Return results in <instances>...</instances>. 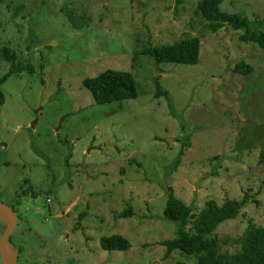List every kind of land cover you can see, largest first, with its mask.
<instances>
[{
	"label": "rangeland",
	"instance_id": "374dc122",
	"mask_svg": "<svg viewBox=\"0 0 264 264\" xmlns=\"http://www.w3.org/2000/svg\"><path fill=\"white\" fill-rule=\"evenodd\" d=\"M197 1L0 3V77L11 66L1 54L7 45L34 65L2 85L0 106V202L12 204L29 186L37 192L17 209L21 264H194L197 254L165 257L161 242L177 236L164 215L171 193L196 212L209 200L247 197L221 237L264 226V48L242 42V29L212 33ZM221 8L264 31V0ZM69 12L90 26L72 27ZM190 36L201 38L197 64L136 53ZM241 61L253 71L235 72ZM107 69L131 71L138 95L96 103L83 80ZM157 79L170 99L156 96ZM113 234L131 248L104 250L100 239Z\"/></svg>",
	"mask_w": 264,
	"mask_h": 264
},
{
	"label": "trees",
	"instance_id": "16d2710c",
	"mask_svg": "<svg viewBox=\"0 0 264 264\" xmlns=\"http://www.w3.org/2000/svg\"><path fill=\"white\" fill-rule=\"evenodd\" d=\"M5 0H0V3ZM224 0H198L196 13L206 22L212 33H217L221 28L228 25L236 30H244L239 39L246 43H255L264 48V31H252L250 20L241 13L229 12L221 8ZM66 17L76 29L89 27L88 19L83 15L67 13ZM201 38L190 36L176 40L165 45H149L139 48L136 53L150 54L156 63H184L197 64L199 62ZM1 54L6 61L11 63L10 69L0 77V106L5 104V94L2 85L12 74L20 73L26 69L34 70L28 60L20 58L17 51L8 45L1 49ZM234 71L248 74L253 71L252 65L241 61L234 66ZM83 85L91 92L96 103L104 104L113 101L131 99L138 95L134 75L131 71L107 69L94 77H87ZM156 96H166L170 99L169 92L163 90L157 79ZM261 159H264V150L261 151ZM36 196L37 192L32 186L20 193L16 198L15 207L21 203L25 195ZM248 198L241 200L228 199L222 204L215 200H209L198 212L187 205L183 200L171 193L165 207V217L177 223V236L174 239L164 240L167 247L165 257L173 251L179 250L182 255L197 254L194 264H264V226L250 222L249 227L239 236H219L218 229L230 219H236L247 204ZM88 211L82 212L83 218ZM132 211L123 212L120 217H127ZM5 223V222H4ZM6 224V223H5ZM100 245L104 250H129L130 241L120 234L103 236ZM226 248V249H224ZM21 249H23L21 245ZM185 264V263H179Z\"/></svg>",
	"mask_w": 264,
	"mask_h": 264
},
{
	"label": "water",
	"instance_id": "95a60500",
	"mask_svg": "<svg viewBox=\"0 0 264 264\" xmlns=\"http://www.w3.org/2000/svg\"><path fill=\"white\" fill-rule=\"evenodd\" d=\"M0 220L5 222L7 226L0 239V251L2 253L3 264H18L17 255L14 252L10 239L19 220L15 211L9 205L2 202H0Z\"/></svg>",
	"mask_w": 264,
	"mask_h": 264
},
{
	"label": "flooded vegetation",
	"instance_id": "af4514ba",
	"mask_svg": "<svg viewBox=\"0 0 264 264\" xmlns=\"http://www.w3.org/2000/svg\"><path fill=\"white\" fill-rule=\"evenodd\" d=\"M3 203V202H2ZM12 203H15L16 204V199L14 200V202H12ZM14 211H15V213H16V216L18 217V220H19V222H18V224L20 223V217H19V215L17 214V209H18V207H19V205H16L15 207H13V206H11V204H8ZM4 226V227H3ZM0 227H3L4 228V230H3V233H4V231L6 230V228H7V226H6V224L2 221V220H0ZM17 228V227H16ZM15 228V229H16ZM14 233H15V230H14V232H13V234L11 235V242H12V245H13V249H14V252L16 253V255H17V263L18 264H21V260H22V258H24V260H25V252L23 251V249H21V244L20 243H16V241H15V239H14ZM0 235H2L1 234V232H0ZM1 237V236H0ZM0 261H1V264H2V256H1V253H0Z\"/></svg>",
	"mask_w": 264,
	"mask_h": 264
}]
</instances>
